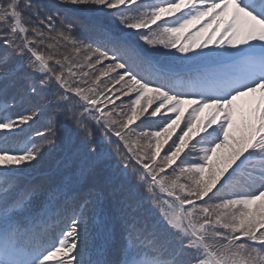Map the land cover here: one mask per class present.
Wrapping results in <instances>:
<instances>
[{"label": "snow or ice", "instance_id": "1", "mask_svg": "<svg viewBox=\"0 0 264 264\" xmlns=\"http://www.w3.org/2000/svg\"><path fill=\"white\" fill-rule=\"evenodd\" d=\"M0 264H264V0H0Z\"/></svg>", "mask_w": 264, "mask_h": 264}, {"label": "trees", "instance_id": "2", "mask_svg": "<svg viewBox=\"0 0 264 264\" xmlns=\"http://www.w3.org/2000/svg\"><path fill=\"white\" fill-rule=\"evenodd\" d=\"M43 2H46V0H43ZM78 19L80 23L84 26V34H87V28L92 23H100V22H106L107 18L103 16L98 10L96 9H88L84 10L77 14ZM41 127L40 124H37L34 126V128L39 129Z\"/></svg>", "mask_w": 264, "mask_h": 264}]
</instances>
